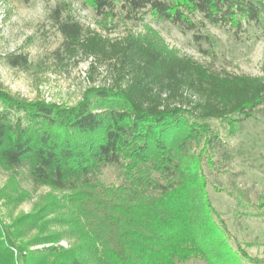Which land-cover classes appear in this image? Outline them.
Instances as JSON below:
<instances>
[{"label":"trees","instance_id":"16d2710c","mask_svg":"<svg viewBox=\"0 0 264 264\" xmlns=\"http://www.w3.org/2000/svg\"><path fill=\"white\" fill-rule=\"evenodd\" d=\"M80 1L104 20L168 21L196 42L211 39L203 33L208 25L241 37L263 15L257 0ZM69 4L61 0L52 12L65 49L90 59L89 72L106 66L111 82L89 88L72 107L24 102L0 87V163L27 170L35 187L70 193L71 205L70 215L57 219L65 229L40 232L27 244L0 225V264H17L15 249L26 264H182L198 257L264 264L216 221L204 170L224 173L221 159L235 148L229 139L264 105V77L217 71L170 49L150 28L110 38L76 20ZM8 59L27 62L22 54ZM107 166L120 170L121 183L101 181ZM51 211L47 205L14 226L42 228L53 222ZM64 239L69 248L59 244Z\"/></svg>","mask_w":264,"mask_h":264},{"label":"rangeland","instance_id":"374dc122","mask_svg":"<svg viewBox=\"0 0 264 264\" xmlns=\"http://www.w3.org/2000/svg\"><path fill=\"white\" fill-rule=\"evenodd\" d=\"M67 1L70 14L76 20L110 38L150 28L170 49L217 71L264 77V0H257L262 19L252 24L247 33L234 37L223 28L208 25L203 33L211 39L201 42L194 41L191 32L184 34L170 22L151 15L138 23L104 20L82 1ZM58 3L61 0H0V87L24 102L43 101L58 107H72L83 99L89 88L108 85L111 76L104 65L89 72L90 59L65 49L64 36L52 15ZM18 54L27 57L25 65L14 66L9 62V56ZM256 116L245 121L237 136L229 139V148H235L230 159H221L224 173L219 174L208 165L204 170L218 224L229 232L233 243L246 248L249 256L264 259V105L256 111ZM218 125L225 137L226 127L221 122ZM213 157H219V152ZM99 177L105 185L122 181L116 166L104 167ZM69 194L49 186L35 187L27 170L8 169L0 163V225L22 233L17 243L27 244L40 232L48 234L65 229L57 219L70 215ZM47 205L51 212L54 210L49 215L54 219L52 223L32 231L14 226L18 219L37 214ZM59 244L65 248L71 246L67 239ZM14 254L17 264H26L19 250L15 249ZM182 264L210 263L198 257Z\"/></svg>","mask_w":264,"mask_h":264}]
</instances>
